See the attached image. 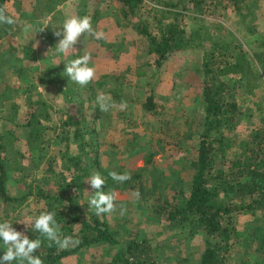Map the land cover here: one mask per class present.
I'll use <instances>...</instances> for the list:
<instances>
[{"label": "trees", "instance_id": "16d2710c", "mask_svg": "<svg viewBox=\"0 0 264 264\" xmlns=\"http://www.w3.org/2000/svg\"><path fill=\"white\" fill-rule=\"evenodd\" d=\"M63 1L0 0V9L12 16L9 8H13L15 17H12L17 26H20L24 18L27 23L30 21L28 25L32 27L34 38L38 36L40 46L55 52L54 46L58 38L54 32L59 30L66 18L88 16L92 24L95 21L97 24L101 21L97 19L104 11L98 8L95 1V7L89 11V0H82L73 11L66 12L60 7ZM112 1L117 3L125 24L140 36V41L146 46V55L150 56L149 64L156 70L157 75L164 73V69L176 55L201 49L200 66L194 69L195 77L200 76L198 90H194L193 94H184L178 99L179 102L188 99L193 109H196L192 112L190 120L185 122L188 130L183 133L181 139H178V130L171 127L176 114L168 109L164 111V108H157L153 100V88L143 102H140L141 116H145V113L156 114L158 109L162 119L158 131L164 133V140L170 143V146L182 148L181 140L189 139L192 134L196 135L195 153L186 160L179 158L176 162L178 167L172 169L168 176L160 178L162 175H158L159 178H156L153 175L151 158L158 150L157 147L164 150L165 141L153 143L148 139L145 142L151 153L146 154L143 167L134 170H125L121 165L109 164L110 168L103 167L101 159L107 156L108 151L111 152L112 158L122 154L127 156L133 147L140 144L145 128L151 126L141 121L144 128L133 124L129 131L119 127L122 123L117 121H110L105 125L99 116L98 106L92 116L81 113L67 114L65 118L59 117V120L55 121L47 110L45 100L38 93L34 98L28 95V92L35 88L31 77L29 79L31 70L24 63L18 64L22 61L19 57L14 58V63L8 60L6 55L17 51V42L8 41L1 45L4 46V51L0 50V78L4 77L7 71H12L18 83L12 86L8 80L3 79L0 92L9 89L12 97L16 94L20 96V101L11 99L10 112L6 115L1 114L0 107V120H3L0 123V203L3 204L1 219L12 222L14 228L24 231L29 238L42 240L41 248L35 254L40 255L43 264H63L67 257H75L78 264L84 253L89 252L91 256V250L99 248L104 249L108 259L90 260L88 264H159L157 253L159 250L162 252L163 248L157 244L153 246L140 231L132 235L124 222L116 224L114 220L106 217L107 213L96 215L94 209L89 207L87 201L96 190L90 188L86 195L85 185L92 175L99 173L105 180L100 190L106 193L113 190L130 192L136 205L143 212L149 211L150 215L144 217L146 221L161 222L165 230L178 229L189 239L199 236L200 252L194 264H228L233 258L234 261H239L238 264H264V115L257 119L256 126L249 129L243 139L233 136L236 126L253 116L249 113L250 108L244 111L241 105L244 98L240 95L244 94L241 92L243 90L245 93L250 92L253 76L264 77V39H255L259 42L255 45L253 41L254 47L247 43L250 46L247 50L244 48L246 42L226 27H223L225 32L215 31L213 34L207 30L208 20L204 19L203 23L193 30H187L185 21L186 18L194 19L198 14L220 17L219 8L229 7L241 13L244 6H247L245 8L250 15L252 11L248 5L254 4L255 0H151L155 2V6L148 3L150 0ZM36 13L41 17L51 14V19L56 24L40 31L41 23L32 22ZM106 23L110 24L109 21ZM209 23L221 26L218 23ZM116 24H120L118 19ZM0 25L3 28L0 36L11 34L9 32L12 25ZM17 28L15 34L20 32V28ZM248 31L255 32L252 27H248ZM27 51L28 49H25V53ZM73 56V59H76L83 54L78 50ZM53 59H46L44 62V57H41L39 66L42 68V74L38 80L42 85L58 84L59 89L64 85L58 92L70 100L74 93V83L63 73L67 60L61 57H55L56 61ZM255 63L260 66L259 69L254 66ZM107 77L108 75L101 73L92 81L98 88H103ZM114 77L115 85L119 84L117 79H127L123 74ZM88 88L90 90L93 87L89 84ZM105 91L114 103H133L132 98L125 93L119 95L116 87L107 88ZM179 104L177 110H183L181 113L185 114L186 107ZM22 106L26 115L24 122L17 116ZM48 120L50 125H44L43 121ZM106 127L113 129L108 131V135L104 131V128L108 130ZM47 128L51 131L54 145L57 146L59 162L44 164L35 182L27 184L23 178L27 167L22 160L32 151L37 152V168L41 160L38 157L42 148L40 137ZM1 136L6 139V143L2 142ZM21 138L24 141L18 143L17 140ZM153 144H157V147ZM227 150L233 152L228 165ZM113 171L127 172L131 178L122 184L118 183L110 176ZM181 171H189L187 192H184L181 186ZM11 174L16 177L15 183L24 186L16 197L11 196L7 190ZM164 187L167 188V194L162 191ZM136 193L138 195H135ZM29 198L39 202L42 208L33 221L27 224L26 229L17 221H22L21 205ZM43 211H54L62 234L74 236L79 240V244L61 249L34 231V220ZM243 214L251 215L256 225L238 229L236 223ZM112 218L119 219L117 216ZM126 234L128 237H125ZM4 250L6 249L0 244V254ZM13 264L19 262L14 261Z\"/></svg>", "mask_w": 264, "mask_h": 264}, {"label": "rangeland", "instance_id": "374dc122", "mask_svg": "<svg viewBox=\"0 0 264 264\" xmlns=\"http://www.w3.org/2000/svg\"><path fill=\"white\" fill-rule=\"evenodd\" d=\"M94 1L97 3L98 8L104 11L102 16L97 19H101V21L97 24L95 21L92 26L93 28L103 30L106 33L105 40L97 41L91 35L85 33L79 38L73 49H70L66 54L57 55L55 52H52L50 48L46 47V49H43V47L40 46L38 36L34 38L32 27L28 25L30 21L27 23L26 18H24L22 19V23L19 24L20 26L16 25V20L14 19L15 24L10 27V35L0 36V50L4 51V46L1 45H5L8 41L14 40L17 42V51L12 55L9 53L6 57L9 61H11V63H14L15 57H19L18 59H21L22 61L18 62V64L22 65L24 63L25 66L30 68L31 74L29 72V79L31 77L32 82L35 84V88L28 92V95L34 98L37 96L36 93H38L42 99L45 100L47 110L50 115L52 114L55 121H58L59 117L65 118L67 114L78 115L81 113L83 115L92 116L95 112V108L98 106L96 103V97L101 93L109 95V93L105 91L107 88L112 89L116 87V91L119 92V95H124L125 93L128 97H131L133 103L131 105H126L124 109L120 107V104L115 102V106L110 108L107 112H101L99 110V106L98 110L100 111L99 116L105 125L111 120H114L117 121V123H122L119 127H123L125 130L129 131L133 128V124H139V128H144V125H141V121L147 123L148 126H151V128H145L146 131L144 132V136L140 139V144L133 147V149L130 150L131 153L127 154V156L122 154L117 158H112L111 152L108 151V153H106L107 156L101 159V165L103 167L110 168V165H121L125 170H134L139 167H143L146 154L151 153V150H149V146L145 141L148 139H151L153 143H156L157 141L163 143L165 141L164 133L162 131H158L161 127L160 124L162 121L160 115L158 114V109L156 114L145 113V116H141L140 102H143L145 97L150 93V89L153 88V100L157 105V108H164V111L168 109L176 114V119L173 120L174 122L171 127L178 130L177 132L172 128L173 131L178 133V139H181L183 133L188 130L187 123L185 122L190 120L192 112H195L196 109H193V105L188 99L184 102H179L178 99L184 94H193L194 90H198L200 76L197 75L198 77H195L196 74L194 73V69L200 66L202 51L201 49H194L187 51V53H180L176 55V57L172 59V62L166 66L164 73L157 75L155 73L156 70L151 66V64H149L150 56L146 55V46L140 41V36H138L137 32L125 24L126 21H124L122 16L119 14L117 3L112 0H89L88 5L90 6L87 5L89 7V11L95 7L96 3L94 5ZM63 2L64 3L61 4L60 7H62L61 9L64 11L68 12L69 10L73 11L75 7L82 2V0H64ZM254 2V4L248 5V8L252 11L250 15L245 8L247 6H244L241 13L235 12L229 7L227 9L219 8L218 13H220V17L214 18L213 16L209 17L198 14L194 17V19L186 18L185 21L187 30L197 29L199 24L203 23L204 19L209 22L218 23L221 26H217V24L214 26V24L208 22L207 30L214 34L215 31L225 32L226 29L223 30V27H226L227 30H231L238 38L246 42L244 48L248 50L250 46L247 45V43H251L252 47H254L253 41H255V39H264V0H255ZM148 3L155 6V2L151 0L148 1ZM247 3H245V5H247ZM34 7L35 5L33 3L32 8ZM9 9L12 12V16H14L13 8ZM117 19L120 24H116ZM33 21L41 23V30H43L44 27H48L49 25L54 26L56 24L54 20L52 21L51 14L47 17H41L38 13H36V16L32 19V22ZM107 21H109L110 24H107ZM17 27L20 28V32L15 34L14 32L18 30ZM248 27L254 28L255 32H249ZM15 28L17 29L15 30ZM0 31L3 32L1 25ZM224 36H226V33H224ZM258 40L255 41V45H258ZM25 49H28L26 53ZM78 50L80 51V54L83 55L85 53H97L96 55H100L99 60H96L95 58L92 60L90 59L89 66L94 65L93 67L96 69L98 66L100 68L103 66L104 69H106L103 74L108 75L106 79L107 83L103 88H98L92 81V83H89L93 87L90 90L88 88L89 84L81 87L80 85L74 83V93L72 94L71 99L68 100V98H66L62 93L58 92L61 91L60 89H63L64 85H61L59 89L58 84L44 83L42 85V83L39 82L38 77L42 74L40 70L42 68L39 66V62L41 57H44V62H46V59H55V57L58 59L59 57L65 58L67 61H70L74 58V52ZM91 57L94 56L91 55ZM254 66L257 69L260 68L258 63H255ZM154 73L155 75H153ZM109 74H112V76ZM120 74H123L127 79H117L116 81L119 84L115 85L114 76L118 77ZM3 79L8 80L10 82L9 84L12 86L16 85L15 83H18L16 80L17 77L14 73H12V71H7L6 75L4 74V77L0 78V87H3ZM23 84H25V82ZM249 90V93H245V90L241 91L244 93L240 95V97L244 98L241 100V105L244 108V111L245 109L250 108L251 112L249 113L253 116L246 118V120L240 122L236 126L234 135H232L237 139H243L246 136L247 131L256 126L258 123L257 119L261 115H264V77L258 78L253 76V78H251V87ZM1 92L0 107L2 112H0L1 114L6 115L10 112L9 103L11 99L19 102L20 96L16 94L12 97L9 89L4 92V94ZM250 101L255 103V105L253 106ZM178 104L186 107L187 112H185V114L181 113L183 110H177ZM122 109L124 116H122L123 114L121 113ZM17 116L21 119V121H25L26 115L25 108H23V106L19 109ZM2 121L3 120H0V123ZM43 124L49 126L50 120L43 121ZM106 129L108 130H105L104 128L106 135H108V131H113L112 128L109 129L106 127ZM43 133L44 134L40 137L42 139V148L38 154V157H40L41 160L37 165V168L35 165L38 160L37 152L32 151L24 160H22V163L27 167L23 177L27 184H33L35 182V179L39 177L40 170L44 164L49 162H59L57 158L58 149L53 143L51 131L47 128L43 131ZM1 137L2 142L6 143V139L3 138V136ZM17 141L18 143H22L24 140L21 138ZM121 141L124 142L122 138ZM164 144V150L159 149L157 144H153L155 148H158V150L153 153L151 158V163L154 168L153 175L156 178H159L158 175H162L160 178L168 176V173L172 169H176L178 167L176 162L179 158L183 157L184 160L189 159L195 153V149L197 147V137L192 134L189 139L181 140L180 145L182 148L177 146L173 147V145L170 146V143H167L166 141ZM21 146L23 145L21 144ZM232 154L233 152H229L228 150L226 151V165L229 164L228 161L233 157ZM180 176L181 186L184 192H187L189 186V171H181ZM15 178L16 177H12L11 174L7 188L9 194L13 197L18 196L21 193V189L24 187L21 183H15ZM90 188V184L87 183L84 189L86 195ZM162 191L166 194L168 193L166 187H164ZM111 193L115 196L116 206L112 212L107 213L106 217L111 221L114 220L116 224L124 222L127 228H129V233L134 235L140 231L149 239V242L153 246L157 244L163 248L162 252L159 250L157 253L159 255V264H177V262L182 264H194L200 252L201 240L199 236L189 239L185 236L184 232L181 233L178 229L177 231L171 229L165 230L162 228L161 222H148L144 217L146 215H150L149 211L146 210L143 212L142 209L136 205V202L130 192L113 190ZM2 207L3 204L0 203V220H2ZM41 208L42 205L39 202H35L32 198L27 199L21 205L20 210L23 214V219L19 223L20 226L24 227L25 222L29 224L30 221H33L34 216H36ZM116 216L119 217V219L115 220L112 218ZM254 225L256 224L253 223V217L249 214H243L236 223L238 229H244L247 226ZM125 237H128V235ZM90 254L93 255L90 256L89 252L84 253V256L78 264H88L90 260L105 261V259H108L104 254V249L99 248L93 251L91 250ZM236 262L237 261H234L233 258V260H229L228 264H236ZM63 264H77V261L75 257H67L63 260Z\"/></svg>", "mask_w": 264, "mask_h": 264}, {"label": "clouds", "instance_id": "9594fccd", "mask_svg": "<svg viewBox=\"0 0 264 264\" xmlns=\"http://www.w3.org/2000/svg\"><path fill=\"white\" fill-rule=\"evenodd\" d=\"M14 23L13 17L7 14L4 9H0V24L12 25ZM85 33L91 35L97 41L106 39V33L103 30L93 28L90 17L71 16L66 18L59 26V30L54 32V35L58 38L54 46L55 54H66L74 48L79 38ZM90 59L91 54L85 53L83 56L65 62L63 73L69 81L81 87L86 86L96 75L95 67L89 66ZM96 103L101 112H107L115 106L110 96L104 93L96 97ZM125 106L123 103L120 105L121 108ZM110 176L114 181L121 184L131 178L127 172L118 173L113 171ZM87 182L92 189L96 190L94 195L87 201L89 207L94 209L96 215L112 212L116 206L114 194L100 190L101 185L105 184L104 178L96 173ZM135 195H138V193ZM17 223L20 222L17 221ZM24 224L27 229V223ZM33 230L48 241L58 245L61 249H68L79 244V240L74 236L62 234L54 211L41 212L34 220ZM0 244L6 249L0 254V264H13L14 261H18L19 264H25V262L26 264H43L40 255L35 254L41 248L42 240L40 238H29L24 231H18L14 228L13 223L8 220H0Z\"/></svg>", "mask_w": 264, "mask_h": 264}, {"label": "crops", "instance_id": "0c3cea01", "mask_svg": "<svg viewBox=\"0 0 264 264\" xmlns=\"http://www.w3.org/2000/svg\"><path fill=\"white\" fill-rule=\"evenodd\" d=\"M97 54V53H96ZM96 54H91L92 56H94V57H91V60L92 59H96V60H99L100 59V55H96ZM94 66V65H93ZM95 70H96V75L95 76H98V74H101V73H104V71L106 70V69H104V67L102 66L101 68L98 66L97 67V69L95 68ZM118 76V75H117ZM111 121H114V120H111Z\"/></svg>", "mask_w": 264, "mask_h": 264}]
</instances>
